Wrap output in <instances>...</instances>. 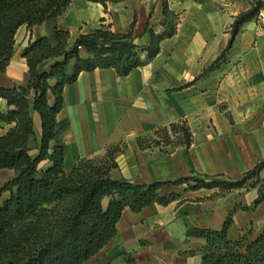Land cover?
<instances>
[{
	"label": "crops",
	"instance_id": "1",
	"mask_svg": "<svg viewBox=\"0 0 264 264\" xmlns=\"http://www.w3.org/2000/svg\"><path fill=\"white\" fill-rule=\"evenodd\" d=\"M237 2L72 0L56 24L74 39L104 27L126 33L133 25L136 43L146 45L149 28L163 31L164 3L178 15V22L176 34L161 42L160 53L146 65L126 76L114 68L82 72L75 83L64 87L57 118L69 123L65 169L78 158H102L109 148L117 165L111 177L137 185L178 181L193 174L237 180L264 162L260 22L244 24L224 60L206 72L231 41L233 23L245 9L242 1ZM51 29V23L19 29L14 57L0 75L1 87L27 85L29 69L22 53L30 43L50 35ZM6 110V101L0 99V112ZM34 120L40 134V119L35 115ZM173 124H185L190 130L189 146L165 143L162 130ZM7 130L0 129V135ZM217 194V189L184 191L168 206L153 204L140 212L125 209L116 237L91 259L101 257L100 263L110 264H126L129 257L137 264H202L205 241L188 237V230L220 231L231 213L228 240L237 241L247 233L255 238L262 232L264 201L256 205L257 189Z\"/></svg>",
	"mask_w": 264,
	"mask_h": 264
},
{
	"label": "trees",
	"instance_id": "2",
	"mask_svg": "<svg viewBox=\"0 0 264 264\" xmlns=\"http://www.w3.org/2000/svg\"><path fill=\"white\" fill-rule=\"evenodd\" d=\"M71 2L0 0V75L14 57L16 35L22 26L52 24L50 35L30 43L22 53L29 69L27 85L0 86V99L7 103V110L0 112V129L8 127L0 135V171L15 173L0 189V197L9 194L0 205V264H83L116 237L125 209L140 212L153 204L168 206L184 191L217 189L219 195L257 189L256 205L264 201V162L237 180L193 174L178 181L137 185L111 177L117 165L113 148H109L102 158H78L71 169H65L64 136L69 123L57 118L64 87L75 83L82 72L114 68L118 75L126 76L146 65L160 53L161 42L176 34L178 22L164 3L163 31L149 28L146 45L136 43L133 25L126 33L104 27L74 39L56 24ZM262 7L258 3L235 19L228 47L206 72L224 60L243 25L254 20ZM46 62L49 65L44 67ZM35 115L40 119V134ZM162 131L167 144H191L192 134L185 124ZM232 214L220 231L188 230V237L205 241L200 250L202 264H264V228L255 238L247 233L230 241L227 233ZM126 264L137 263L129 257Z\"/></svg>",
	"mask_w": 264,
	"mask_h": 264
},
{
	"label": "rangeland",
	"instance_id": "3",
	"mask_svg": "<svg viewBox=\"0 0 264 264\" xmlns=\"http://www.w3.org/2000/svg\"><path fill=\"white\" fill-rule=\"evenodd\" d=\"M237 1L239 0H233V3H238ZM242 1V3L245 5V9L247 8L246 11H243L245 9H242V13H245L249 10H251L253 7L257 6L258 3H262L263 4V7H262V10L260 12V14L255 18L257 19L256 21H259L260 24L263 26V29H264V0H240V2ZM240 13V14H242ZM178 16V15H177ZM34 154V153H33ZM46 163H43L42 166H45ZM15 176V173L14 171H11V170H5V171H0V189L6 184L8 183L9 181H11ZM1 194V192H0ZM9 196L8 193H3L0 197V205L2 204V202L7 199ZM104 261V259H101V257H97V258H93L89 261H87L86 263L84 264H98Z\"/></svg>",
	"mask_w": 264,
	"mask_h": 264
},
{
	"label": "built area",
	"instance_id": "4",
	"mask_svg": "<svg viewBox=\"0 0 264 264\" xmlns=\"http://www.w3.org/2000/svg\"><path fill=\"white\" fill-rule=\"evenodd\" d=\"M79 49H81V47H79Z\"/></svg>",
	"mask_w": 264,
	"mask_h": 264
}]
</instances>
